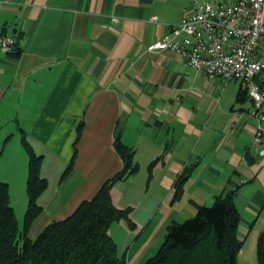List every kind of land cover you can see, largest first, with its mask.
<instances>
[{
    "label": "crops",
    "instance_id": "crops-1",
    "mask_svg": "<svg viewBox=\"0 0 264 264\" xmlns=\"http://www.w3.org/2000/svg\"><path fill=\"white\" fill-rule=\"evenodd\" d=\"M190 2L0 0V30L19 38L14 51L0 49V178L10 182L15 172L27 178L24 133L42 155L41 175L48 181L32 237L72 213L124 166L115 144L121 140L134 150L138 167L111 192L118 206H133L135 225L123 219L109 231L127 264H143L169 223L230 190L241 212L239 264H257L264 134L253 143L260 122L249 112L252 98H239V79L208 76L171 48H147L180 22ZM260 52L264 59V42ZM187 166L192 170L176 198L177 177Z\"/></svg>",
    "mask_w": 264,
    "mask_h": 264
},
{
    "label": "trees",
    "instance_id": "trees-1",
    "mask_svg": "<svg viewBox=\"0 0 264 264\" xmlns=\"http://www.w3.org/2000/svg\"><path fill=\"white\" fill-rule=\"evenodd\" d=\"M247 95L248 91L242 88L239 98L242 100ZM81 126L82 123L78 126L79 132ZM22 142L28 153V205L20 226L11 203L9 183L0 178V264H127L109 228L122 219L134 226L133 206L115 204L111 188L117 180L137 169L134 150L116 140L124 166L108 177L92 197L83 199L72 213L50 221L32 237L28 231L43 209L38 197L48 181L41 175L42 155L35 151L24 133ZM75 156L76 151L64 175L72 170ZM157 160L149 163V170ZM191 170L187 166L178 175L176 198L183 194V185ZM234 192L218 194L212 204L198 205L194 215L169 223L159 248L143 264H239L238 254L244 238L239 234L241 212ZM256 255L257 264H264V230L258 237Z\"/></svg>",
    "mask_w": 264,
    "mask_h": 264
},
{
    "label": "built area",
    "instance_id": "built-area-1",
    "mask_svg": "<svg viewBox=\"0 0 264 264\" xmlns=\"http://www.w3.org/2000/svg\"><path fill=\"white\" fill-rule=\"evenodd\" d=\"M263 42L264 0H191L180 22L147 48H171L208 76L239 79L253 101L249 112L260 122L253 138L258 145L264 134V87L258 83L264 74ZM18 43L17 35L0 30V49L11 52Z\"/></svg>",
    "mask_w": 264,
    "mask_h": 264
},
{
    "label": "rangeland",
    "instance_id": "rangeland-1",
    "mask_svg": "<svg viewBox=\"0 0 264 264\" xmlns=\"http://www.w3.org/2000/svg\"><path fill=\"white\" fill-rule=\"evenodd\" d=\"M13 149H14V151H12V152L18 157V148H17V146L15 148L13 146ZM16 160L17 159H15V161ZM27 176H28V174H27ZM7 177L10 180V182L8 180L7 181L9 183V185H10V194H11V200H12L11 203H12V205H14V209H15L19 224H20V226H22L23 221H24L25 211H26V208H27V206L23 203L24 196L25 195L27 196V192H26V181H27V178H25L24 174H23V176H21V174L19 172H15L14 174L8 175ZM38 199H39V197H38ZM27 205H28V196H27ZM121 222H123V219L121 220ZM111 228H110V231H111ZM30 229H31V226H30L29 230ZM123 232L124 231L122 230L121 226L119 225V227H116L115 233H117V235L115 234V236L120 238L121 236H120L119 233H121V235H122ZM28 234L30 235L31 231H28ZM239 234H241L240 231H239Z\"/></svg>",
    "mask_w": 264,
    "mask_h": 264
},
{
    "label": "water",
    "instance_id": "water-1",
    "mask_svg": "<svg viewBox=\"0 0 264 264\" xmlns=\"http://www.w3.org/2000/svg\"><path fill=\"white\" fill-rule=\"evenodd\" d=\"M258 83L264 87V74L258 76Z\"/></svg>",
    "mask_w": 264,
    "mask_h": 264
}]
</instances>
